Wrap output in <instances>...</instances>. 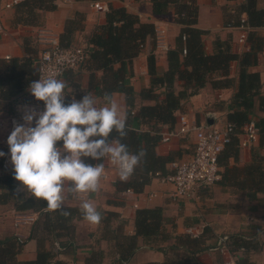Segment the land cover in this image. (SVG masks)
Segmentation results:
<instances>
[{
	"label": "crops",
	"instance_id": "1",
	"mask_svg": "<svg viewBox=\"0 0 264 264\" xmlns=\"http://www.w3.org/2000/svg\"><path fill=\"white\" fill-rule=\"evenodd\" d=\"M188 1V0H184ZM197 7L195 27L204 31L202 44L206 54L214 51L216 40L227 42L231 51L237 54L249 52L254 46L247 40V29L226 27V21L230 19L235 8L244 0H193ZM94 2H100L112 8H124L127 12L134 14L143 23H151L154 27L166 28V42L168 50L175 47L176 37L180 34L181 25L175 20L174 7L170 6L164 14H153L152 5L149 0H55L56 9L51 12L40 13L41 19L37 26H22L14 23V9L5 11L3 24L5 33L0 34V58H22L24 49L22 41L24 38H31L38 50V55L43 46L38 41V35L42 31L61 37L67 28H71L70 43L90 48L89 37L95 28L105 24L107 11L98 12L93 7ZM257 7L264 9V0H257ZM228 10V15L224 14ZM230 15V16H229ZM246 20V14L241 15ZM68 20L73 24L68 27ZM261 39L260 50L257 53L256 64L249 68L251 72H257L260 77V93L264 94V26L252 30ZM245 34L243 42L239 41L240 35ZM157 50L154 47L153 38H148L143 50L132 60L131 74L125 79L126 85L134 92L132 110L137 113L141 105L150 104L141 100L139 92L142 88L150 86V77L147 69V58L152 53L155 57L156 70L162 75L168 70L167 51ZM37 55V56H38ZM85 65V64H84ZM82 65L79 70L67 71L62 80L67 82L65 88L64 103H71L72 99L84 94H91L98 100V105L103 104L104 93L96 90L100 72H91ZM229 75L234 79V86L227 89H213L207 83L198 94L184 99L181 102V110L176 114H188L194 117L198 114L201 123H207L208 116L213 124L227 121L228 104L232 95L237 89L238 66L236 62L230 63ZM91 78V79H90ZM91 82V83H90ZM181 83L174 82L173 91L180 90ZM165 87H160L157 92H164ZM124 111L128 110L126 96L120 92L111 93ZM35 104H43V101L36 100L30 92L25 90L9 103H4L0 109V152L7 155L9 147L7 138L11 134L12 121L22 120L25 110ZM264 117V111H259L257 104H254L253 114L250 121L255 124L259 118ZM132 127L147 131L149 125L132 122ZM168 129L162 126L161 131ZM181 137H174L165 142H159L155 152L159 155H166L170 151L186 147L187 144L180 142ZM179 140V141H178ZM193 141H190V148H193ZM61 144L57 146H61ZM264 157V138L258 134L257 138L247 147L240 148L238 160H229V165H242L250 162L253 155ZM188 155V154H187ZM106 178L99 183V190L96 193H79L69 196L67 188L69 182H65L64 207L78 210L80 216L68 219L66 226L68 231H56L59 236H53L42 230V216L32 211H17L12 202L0 204V240L16 238L15 233L24 239L17 259L20 261L33 260L36 256L38 240L46 250L55 252V260L66 264H86L85 260L92 254L97 257V264H113L118 258V252L112 239L113 232L120 230L125 235L134 234V214L137 209L159 207L162 209V224L171 235V239L160 244L159 248L145 244L138 238V248L130 258L129 264H236L239 259L248 258L253 264H264V192L256 193L255 196L248 194L233 193L230 189L214 184L209 187L197 189L194 197L184 198L174 202L169 198L171 187L152 179L142 192L133 193L126 197L121 196L114 186V182L120 180L115 167L109 159L103 158ZM222 168V167H221ZM5 170L0 165V176ZM12 176L14 178L13 170ZM14 186L17 192L27 193L21 183L14 179ZM151 193L156 197L148 198ZM30 194V193H27ZM91 200L97 210L109 218L104 223L91 224L85 221L79 209L82 200ZM134 204L136 207H134ZM108 212L114 213L108 216ZM36 214L35 220L28 224L20 225L17 229L14 223L17 218ZM108 221V222H107ZM192 230L194 236L187 233ZM189 235L190 238H197L202 251L192 255L195 249L178 246L176 236ZM242 235L245 239L255 238L263 249L260 251H245L236 249L230 251L229 242L232 236Z\"/></svg>",
	"mask_w": 264,
	"mask_h": 264
},
{
	"label": "trees",
	"instance_id": "2",
	"mask_svg": "<svg viewBox=\"0 0 264 264\" xmlns=\"http://www.w3.org/2000/svg\"><path fill=\"white\" fill-rule=\"evenodd\" d=\"M152 5V13L159 15L167 12L170 6L174 7L175 20L181 25L180 34L176 37L175 47L167 51L168 70L159 75L156 70L155 57L151 53L147 58V69L150 77V86L142 88L139 92L141 100L150 104L141 105L137 113L131 109L134 101L132 88L125 83V79L131 74L132 60L143 50L146 40L154 37L155 27L151 23H143L134 14L124 8H112L108 6L105 14V24L95 28L89 37L90 48L85 62L86 68L91 72H100L96 90L105 93L120 92L126 96L128 105L127 136L122 143L128 146L132 153L144 150L146 155L139 167L136 168L128 181L117 180L114 186L118 192L131 189L134 193L142 192L143 188L152 180L155 173L166 174L168 165L190 154V150L178 148L166 155H159L155 147L159 143L162 126L173 128L176 123V114L181 110V102L194 96L209 83L213 89H227L234 86V79L230 77V63L236 62L238 66L237 89L228 104L226 120L235 124L237 130L250 122L254 104L259 111H264V94L260 93V77L257 72L249 71L257 61V53L260 50L261 39L252 31L264 26V9L257 7V0H244L232 13L226 24L247 29V40L254 46L249 52L240 54L231 51L227 42L216 40L214 51L206 54L202 44L204 31L195 27L197 7L193 0H149ZM231 1V0H227ZM56 9L55 0H23L14 8V23L22 26H37L40 23L42 12H51ZM228 15V10L224 9ZM246 14V20L241 15ZM230 16V15H229ZM73 20H68L69 24ZM71 28H67L59 38L63 46H71ZM184 36V38H183ZM24 56L22 58H0V109L4 103H9L19 94L28 89L31 82L38 79L36 58L38 50L31 38L22 41ZM185 49V54L182 50ZM84 65V66H85ZM67 73V72H66ZM91 79V78H90ZM181 84L180 90L173 91L174 82ZM91 83V82H90ZM165 87L164 92L157 90ZM80 100L81 97L79 96ZM133 112V113H132ZM149 125L147 131L140 132L132 127V122ZM259 134L264 138V117L256 122ZM113 132L109 139L116 137ZM62 141H58L57 145ZM240 149L238 140L234 138L219 156V164L222 167L221 179L216 184L230 189L233 193L255 196L264 192V157L253 155L250 162L230 166L229 160L237 162ZM0 157V165L4 161ZM85 164L102 163L94 161L90 157H82ZM4 170V169H3ZM0 176V204L12 202L17 211H32L42 216V230L59 236L56 231H68L66 226L68 219L80 216L78 210L63 207L61 210H52L46 202L38 200L31 194L17 192L14 186V178L11 170H5ZM67 211L69 215L62 214ZM105 223L109 218H104ZM108 216L114 213L108 212ZM108 222V221H107ZM138 238L145 244H151L158 249L160 244L171 239V235L162 224V209L159 207L137 209L134 214V234L125 235L122 231H114V240L118 258L113 264H129L130 258L138 248ZM178 246L195 248L191 254L202 251L197 238L189 235L176 236ZM23 244H18L16 238L0 240V264H66L55 260V252L46 250L42 241L38 240L36 256L33 260L20 261L16 257ZM230 251L244 249L245 251H260L263 244L255 238L245 239L242 235L232 236L229 242ZM86 264H97V257L92 254L85 260ZM236 264H253L248 258L239 259Z\"/></svg>",
	"mask_w": 264,
	"mask_h": 264
},
{
	"label": "clouds",
	"instance_id": "3",
	"mask_svg": "<svg viewBox=\"0 0 264 264\" xmlns=\"http://www.w3.org/2000/svg\"><path fill=\"white\" fill-rule=\"evenodd\" d=\"M59 75L57 72L29 84L28 91L43 101L44 109H28L22 117L24 124L15 126L7 138L14 179L52 210L64 207L65 182H69V196L99 190L104 164H85L82 157L94 161L107 157L119 179L126 182L146 155L142 149L130 152L121 142L127 136V113L112 94H104L102 105L91 94L65 104L68 85L57 78ZM113 132L117 136L109 139ZM58 141H62L61 146H57ZM4 155L0 152V157ZM79 209L91 224H99L103 218L91 200H82ZM62 214L69 215L67 211Z\"/></svg>",
	"mask_w": 264,
	"mask_h": 264
},
{
	"label": "built area",
	"instance_id": "4",
	"mask_svg": "<svg viewBox=\"0 0 264 264\" xmlns=\"http://www.w3.org/2000/svg\"><path fill=\"white\" fill-rule=\"evenodd\" d=\"M22 1L0 0V34L5 33L6 30L3 24L4 12L13 10ZM92 7L98 12L107 11V6L100 2H94ZM226 27L232 28L235 26L227 24ZM238 28L245 29L244 27ZM165 37L166 28L162 26L155 27L153 37L155 49L168 50ZM245 38V34H241L239 41L243 42ZM38 41L43 46L36 58L38 79L52 76L57 72L60 73L57 78L62 79L67 71L79 70L85 64L89 55V51L83 47L74 44L68 47L63 46L59 38L50 32L42 31L38 35ZM182 53L185 54V49L182 50ZM28 109L40 112L43 111L44 105H31L25 112ZM22 124H24L23 119L12 121V130H14L15 126ZM31 126H35V121H33ZM258 134L259 130L253 121L248 122L237 130L235 124L228 121L218 122L209 126L206 122L201 123L195 117H190L186 113L179 114L175 126L160 133L159 142H165L174 137L193 141L191 153L171 162L168 165L166 174L157 172L152 174L151 178L171 187L169 198L174 202L194 197L198 188L212 186L221 179L222 168L219 164V156L234 138L238 140V148L240 149L250 145ZM2 169L13 170L9 151L2 162ZM105 178L106 173L104 172L100 181ZM133 193L131 189H126L121 192V196L126 197ZM154 197H156V193L148 195L149 199ZM134 207H136L135 204ZM35 216L36 214H31L17 218L14 227L17 229L20 225L33 222ZM187 233L194 236L190 229ZM15 237L18 244H24V239L19 234L15 233Z\"/></svg>",
	"mask_w": 264,
	"mask_h": 264
},
{
	"label": "rangeland",
	"instance_id": "5",
	"mask_svg": "<svg viewBox=\"0 0 264 264\" xmlns=\"http://www.w3.org/2000/svg\"><path fill=\"white\" fill-rule=\"evenodd\" d=\"M194 117H196L197 119H198V117H199V115L198 114H195L194 115ZM179 141V140H178ZM180 142L181 143H183V144H187L186 146H187V149H185L186 147H182L183 149H185V150H190L191 148V146H190V141H187V140H185V139H180Z\"/></svg>",
	"mask_w": 264,
	"mask_h": 264
},
{
	"label": "water",
	"instance_id": "6",
	"mask_svg": "<svg viewBox=\"0 0 264 264\" xmlns=\"http://www.w3.org/2000/svg\"><path fill=\"white\" fill-rule=\"evenodd\" d=\"M207 124H208L209 126H211V125L213 124V121L210 119L209 116H208V118H207Z\"/></svg>",
	"mask_w": 264,
	"mask_h": 264
}]
</instances>
